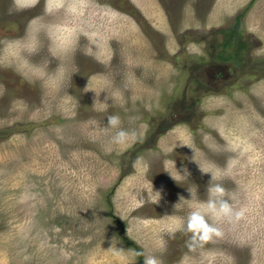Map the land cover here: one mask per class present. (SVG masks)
Masks as SVG:
<instances>
[{
	"label": "rangeland",
	"instance_id": "rangeland-1",
	"mask_svg": "<svg viewBox=\"0 0 264 264\" xmlns=\"http://www.w3.org/2000/svg\"><path fill=\"white\" fill-rule=\"evenodd\" d=\"M214 184L244 216L190 250ZM117 248L264 264V0H0V264H142Z\"/></svg>",
	"mask_w": 264,
	"mask_h": 264
},
{
	"label": "clouds",
	"instance_id": "clouds-1",
	"mask_svg": "<svg viewBox=\"0 0 264 264\" xmlns=\"http://www.w3.org/2000/svg\"><path fill=\"white\" fill-rule=\"evenodd\" d=\"M192 47H195V45H192ZM121 124V117L118 114L107 115V125L105 127L112 131L110 143L116 146L126 145L138 138V133L135 130L122 127ZM209 191L214 198L209 199L203 209L200 207L196 208L188 215L187 229L192 232V236L186 243L190 250L201 245L202 242L210 240L213 236H221L223 234L219 227L208 223L205 219V212L217 218L227 219L229 222L239 221L244 216V209H234L228 200L223 199L225 189L221 184L210 186ZM152 193L160 198L161 193L159 191L154 192L152 190ZM115 254L125 259L142 256V264H163L159 256L146 254L143 251L117 248Z\"/></svg>",
	"mask_w": 264,
	"mask_h": 264
},
{
	"label": "flooded vegetation",
	"instance_id": "flooded-vegetation-1",
	"mask_svg": "<svg viewBox=\"0 0 264 264\" xmlns=\"http://www.w3.org/2000/svg\"><path fill=\"white\" fill-rule=\"evenodd\" d=\"M235 39V36H234V38H233V40H232V47L235 49V48H237V45H238V41L237 40H234ZM222 49H225L224 48V46H223V48ZM243 57H244V55H242V53H238V50H236L235 52H232L231 53V58L232 59H234V61L235 62H240V60L241 59H243ZM231 59V60H232ZM221 71H222V69H218V67L216 68V72H215V74H213V75H210V78H214V80L216 81L215 82V84L216 83H219V84H217L218 86L217 87H219V85H222V84H220L222 81H223V78H225L223 75H222V73H221ZM237 77V76H236ZM236 77H234V78H236ZM234 78H231L232 80H234ZM226 79V78H225ZM227 80V79H226ZM195 106V105H194ZM194 106H193V108H194ZM191 112V111H190Z\"/></svg>",
	"mask_w": 264,
	"mask_h": 264
},
{
	"label": "trees",
	"instance_id": "trees-1",
	"mask_svg": "<svg viewBox=\"0 0 264 264\" xmlns=\"http://www.w3.org/2000/svg\"><path fill=\"white\" fill-rule=\"evenodd\" d=\"M228 38H229V40L226 43H224L225 49H222V50H224V52L223 53L220 52V54H219L220 58H224V59H230L231 58V52H232L231 48H232V44H233L232 40L234 38V35L231 34ZM223 54H224V56H223Z\"/></svg>",
	"mask_w": 264,
	"mask_h": 264
}]
</instances>
